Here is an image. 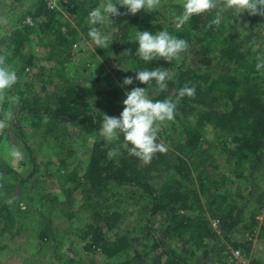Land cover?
Segmentation results:
<instances>
[{
  "label": "trees",
  "instance_id": "obj_1",
  "mask_svg": "<svg viewBox=\"0 0 264 264\" xmlns=\"http://www.w3.org/2000/svg\"><path fill=\"white\" fill-rule=\"evenodd\" d=\"M103 2L58 0L52 8L42 0H32L21 14L13 10L15 16L1 17L6 18L8 29L0 36V55L6 56L18 76L9 92L18 97L12 106V134L28 154L23 164H29L31 169L22 177L0 156V174H3L0 256L14 253L9 251L13 248L23 250L28 242L16 244L15 236L26 230L29 220L43 217L52 206L47 201L50 192L43 191L46 177L51 176L49 164H43L29 146L28 135L20 127V115L24 114L34 118L35 127L45 122L46 132L56 126H72L80 135L82 147L90 140L89 148L84 151L87 156L84 166L79 162L71 170L64 168L63 175L57 172L64 185H72L67 189L68 197L71 199L72 193H78L80 209L89 212L84 227L76 231L85 251H98L109 264H147L146 257L151 254L152 260L160 264H192L190 253L195 254L199 249L208 257L205 249L219 250L210 248L208 242L220 248L226 242L232 249H239L249 264H263L248 255L257 227L255 217L264 205V69L260 72L255 69L256 57L264 55V16L247 13L237 16L227 11L219 25L210 27L219 11L213 9L194 16L177 29L173 13L179 15L182 8L178 0L165 1L155 12L114 17L112 27L117 31L110 25L102 28V31L110 29L108 48L87 49L75 55L81 58L75 61L72 48L91 42L86 23L88 13ZM25 3V0H11L18 8ZM119 10L126 12L124 8ZM165 29L188 42V51L182 54V59L147 64L139 60L135 55L138 44L133 42L136 31L156 33ZM37 46L41 49L40 58L36 55ZM43 55L49 64L41 61ZM103 61L113 63L116 68L104 75ZM89 63L95 65V72H89ZM157 67L174 74L167 90H157L154 81L144 85L135 80L136 71ZM26 70H31L29 79ZM126 77H132L133 84L123 86ZM80 80L95 84V103L82 99L78 89ZM185 85L195 86V97L181 99L175 118L163 122L169 126L167 138L174 147L171 160L158 153L146 164L154 165L149 172L141 173L138 167L142 162L129 156L124 148L119 155L108 158V151L118 147L123 137L107 143L98 135V129L103 115L119 117L125 92L140 87L146 88L154 101L169 95L175 99L176 92ZM9 106L5 102L0 107V118ZM58 163L62 167L63 159H58ZM159 163L164 164L163 169L157 168ZM15 189L19 193L14 195ZM239 190L247 193L246 198ZM232 191L236 192L234 197L229 196ZM255 192L257 208L247 216L246 203L237 204V200L247 201ZM9 199L13 201L11 204L7 203ZM69 212L66 216L72 217L74 212ZM134 217L128 223H142L141 233L149 243L132 255L130 250L137 238L129 237L128 231L110 233V228ZM208 217L218 220L220 240H214L216 235ZM158 218H161L159 223ZM48 221L49 226L39 229L38 248L52 241L54 249L63 240L61 236L50 235L55 226L52 218ZM239 225L247 232L248 239L239 241L232 237ZM33 227L38 229V224L33 223ZM256 239L264 241V223ZM173 241L179 243L183 253L172 246ZM70 245L75 250V244ZM188 245L192 249H186ZM66 263L80 264L74 256Z\"/></svg>",
  "mask_w": 264,
  "mask_h": 264
},
{
  "label": "rangeland",
  "instance_id": "obj_2",
  "mask_svg": "<svg viewBox=\"0 0 264 264\" xmlns=\"http://www.w3.org/2000/svg\"><path fill=\"white\" fill-rule=\"evenodd\" d=\"M165 1L170 0H161L160 6L157 9L161 8V5ZM24 7L18 8L16 4H11V0H0V20L6 19L1 18L3 15H7V17H13L14 11L18 12V14H21L29 5L32 0H25ZM165 4V3H164ZM14 10V11H13ZM10 13V14H9ZM146 13V12H144ZM11 15V16H9ZM114 21V20H113ZM7 23H0V36H4L5 31H7ZM110 29L103 30L106 34H108ZM135 39V36H134ZM95 46L92 42H87V44L79 43L77 46L72 48V52L74 55V60L81 59L78 56L80 53H83L89 50H94ZM36 55L40 58L41 56V49L37 46L35 47ZM43 62L48 63L50 61L44 60V55L41 57ZM112 58H110L111 60ZM47 64H45L46 66ZM102 68H103V74H108L112 72V68H116V66L111 63L107 64L103 61ZM79 68V67H77ZM88 68L90 69L89 72L93 73L95 72V65L89 63ZM69 69V68H68ZM37 70V69H36ZM38 71V70H37ZM36 71V72H37ZM32 72H35L32 71ZM39 72V71H38ZM27 79H29L31 76V70L27 72ZM81 82L78 84L79 93L84 101L87 102H96L97 94L94 91L95 90V84L92 81L89 82ZM102 87V85H101ZM123 87V86H122ZM36 89L38 90V86H36ZM105 89V88H104ZM13 105H10L9 108L14 113V109L12 107ZM22 122L21 128L24 129V132L28 135V142L29 146L37 153L38 159L41 160L43 164H49V169L51 173L46 177V180L44 181L43 185V191L44 192H50L47 198V201L51 202V209L50 211L46 212V214L43 217H36L34 221L29 220L27 222L26 230L20 233L19 235L15 236L16 244L19 243H25L28 242L27 245L23 250H19L18 248L10 249L9 251H12L14 253H6L4 255L0 256V264H22L24 261V264H67L66 261L71 258L75 257L77 260H79L80 264H109V260L103 257L98 251L96 252H88L85 251L83 246L84 244L77 239L76 237V231L78 228H83L86 221V216H89V212L87 209H80V202L81 197L78 193H72L71 199L68 197L67 189L72 188V185L68 183L67 185L63 184V180L61 176H57V172L61 173L63 175L65 173L64 168L71 170L75 164L81 163L82 166H84L87 156L84 154V151H86L90 146V140H88L85 145L81 146V138L80 135L76 132L75 128H73L70 125H61L56 126L46 132V126L47 124L43 122L42 126H37L33 124L35 123L34 118L25 116L24 114L20 115ZM168 124L162 123L160 125V131L158 132L157 139L164 143L167 146V151L164 153V155L172 159V153H174L173 146L170 144V139L167 138V128ZM12 122L10 124V127L5 129L3 133H0V156L15 170L18 172L19 175L22 177H25L30 172V165L26 164L24 165L23 162L27 161L28 154L27 152L19 145L17 140L15 139L14 135L12 134ZM10 147H17L22 150L23 152V159L15 160L13 158H10L8 156V149ZM170 152V154H169ZM58 154H61L58 156ZM176 155V154H174ZM26 159V160H25ZM58 159H63V165L62 167L58 163ZM165 163H168V161L164 160ZM153 167L154 165H146V164H139L138 170L142 173L149 172V169ZM160 167L161 169L164 168V164L162 163L157 164V168ZM41 170H44L41 168ZM54 172V173H53ZM264 173V172H263ZM263 178L260 177V180ZM19 193V190H14L13 194ZM236 192H231L230 197H234ZM238 193H242L244 195V198H246V192H242L241 190L238 191ZM240 203L241 205L243 203H246L244 214H247V216H250L253 212H255V209L257 208V192L253 194L247 201L245 199H238L237 204ZM47 205V204H46ZM74 212V215L72 217H67L66 214H69L70 212ZM203 212H207V208L204 207ZM259 215V216H258ZM261 213L256 215L255 219L257 221V227L256 230L258 231L259 227L264 223V218L262 219ZM257 216L260 217L257 219ZM136 217V216H135ZM131 220H126L124 222H121L123 224L117 225L116 227L110 228V233H127V231L130 233L131 236L129 237H136L133 242V247L130 250V253L134 255L136 252L142 251V246L146 243V240L143 237V234L141 233V225L142 223L138 222H131L128 223ZM49 218L53 219V223L55 226V229L51 231L50 235L54 236H61L63 240H60V247L52 248L53 242L50 241L47 244H44L42 247L38 248V243L41 242V239L38 237L39 229L49 226L51 223L47 220ZM209 219H212L208 217ZM161 218H158V223ZM249 221L248 217H246V223ZM33 223L38 224V229L33 227ZM53 226V225H52ZM211 228V227H210ZM215 233L214 240H220L219 231H215L211 229ZM218 236V237H217ZM232 237H236L237 240L241 241L242 238H249L247 235V232L243 231L241 228V225L237 227L235 230V233L232 235ZM73 242L75 244V250L71 249L70 243ZM253 245H251V249L249 251L248 257L251 259H260L264 264V244L260 245L257 244L255 241H252ZM77 244V245H76ZM172 246L181 253H183L180 248L179 243H175L174 241L171 243ZM210 248H217L219 250H207L208 257H205V254L203 251H199V249L195 252V254H191V263L192 264H218L219 261L226 260V253H228L231 249L230 245L228 243H223V247H217L212 242H208L207 244ZM186 249H192L190 245ZM177 251V252H178ZM19 252V256H17V253ZM179 253V252H178ZM23 255V256H22ZM63 256V258H62ZM187 259H189V255L186 256ZM62 258V259H60ZM153 254H151L148 257H146V263L147 264H160V262L152 260ZM249 262V259H248Z\"/></svg>",
  "mask_w": 264,
  "mask_h": 264
},
{
  "label": "clouds",
  "instance_id": "obj_3",
  "mask_svg": "<svg viewBox=\"0 0 264 264\" xmlns=\"http://www.w3.org/2000/svg\"><path fill=\"white\" fill-rule=\"evenodd\" d=\"M160 2L161 0H115V2L114 0H104L101 5L88 13L86 20L89 25L88 37L97 46L96 48H108L110 37L102 31V28L105 25L112 27L114 17L135 16L141 11L155 12L160 6ZM178 3L182 11L179 15L173 13L177 29L182 28L194 16L208 13L213 9H219V11L210 22V27L219 25L223 13L227 11H232L237 16L242 13H247L249 16H264V0H178ZM120 8L126 9V12L122 13ZM0 23H7V20H0ZM245 26L247 27V25ZM113 30L117 31L115 28ZM133 42L138 44L136 57L146 64L155 60H163L166 63L180 61L182 54L186 53L189 48L185 39L170 34L166 29L156 33L146 30L136 31ZM256 61L255 69L260 72L264 69V55H258ZM173 75L167 68L157 67L152 70L145 68L135 72V80L144 85H150L154 81L157 90L165 91L168 88V82L173 79ZM17 81L16 70L7 63L5 55H0V107L5 102L9 105L18 102V97L9 95ZM131 84H133L132 77L124 78L123 86ZM184 97L194 98L195 86L181 87L176 92L175 99L169 95L163 100L155 101L149 97L146 88L135 87L131 91L125 92L123 111L119 117L103 115L102 123L98 129V135L107 143H112L123 137V141L118 147L108 151V158L111 159L119 155L120 149L124 148L129 156L135 157L143 164H149L156 154L166 153L167 146L162 142H157L160 125L175 118L177 104ZM13 119L14 113L11 108L4 111L3 118H0V133L10 127ZM7 154L15 160L23 159V152L17 147H10ZM2 178L3 174H0V179ZM12 202L11 199L7 201L9 204Z\"/></svg>",
  "mask_w": 264,
  "mask_h": 264
},
{
  "label": "built area",
  "instance_id": "obj_4",
  "mask_svg": "<svg viewBox=\"0 0 264 264\" xmlns=\"http://www.w3.org/2000/svg\"><path fill=\"white\" fill-rule=\"evenodd\" d=\"M47 4L48 7H56V3L58 0H42ZM262 214V219L264 218V205L262 209L259 211V214ZM259 216V215H258ZM257 216V219L260 217ZM210 226L213 230L218 231L219 222L217 219L210 220ZM226 263L227 264H249L248 258L239 250V249H230L228 253H226Z\"/></svg>",
  "mask_w": 264,
  "mask_h": 264
},
{
  "label": "crops",
  "instance_id": "obj_5",
  "mask_svg": "<svg viewBox=\"0 0 264 264\" xmlns=\"http://www.w3.org/2000/svg\"><path fill=\"white\" fill-rule=\"evenodd\" d=\"M257 232H258L257 230L254 232L255 234H254V237H253L252 241H255L257 244L263 245L264 244V241H257V239H256Z\"/></svg>",
  "mask_w": 264,
  "mask_h": 264
}]
</instances>
